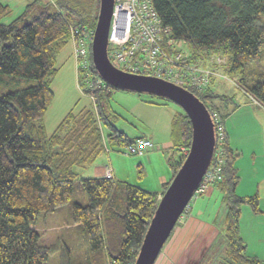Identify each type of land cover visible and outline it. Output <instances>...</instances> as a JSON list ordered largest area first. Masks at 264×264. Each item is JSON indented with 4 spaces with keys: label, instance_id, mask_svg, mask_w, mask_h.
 <instances>
[{
    "label": "trees",
    "instance_id": "obj_1",
    "mask_svg": "<svg viewBox=\"0 0 264 264\" xmlns=\"http://www.w3.org/2000/svg\"><path fill=\"white\" fill-rule=\"evenodd\" d=\"M152 3L163 25L171 29V37L187 43L188 62L206 64L214 55L226 57V63L216 69L231 79L240 75L238 86L264 107V80L256 81L253 70L246 73L264 53V25L260 22L264 0ZM99 8L100 0H34L12 22L0 24V77L35 82L0 94V264L49 261L59 244L42 245L36 225L42 214H56L70 204L71 227H82L89 254L78 263L66 247L64 264H134L160 198L189 151L192 124L186 112L178 113L172 120V143L178 159L169 160L173 175L161 194L127 182L117 183L115 178H81L77 169L91 166L107 150L105 141L108 146L121 147L134 140L116 126L119 115L111 111L110 101L113 90L119 89L109 84L84 91L93 97L94 106L69 112L52 134L47 133L43 120L54 98L52 81L59 72L58 57L72 39V28L81 34L95 29ZM9 13L10 7L0 2V18ZM89 59V70L99 76L92 46ZM189 90L224 122L227 114L220 112L219 104L233 102V97L214 89L206 93ZM104 128L108 129L106 135ZM226 154L223 180L214 186L223 192L226 207L225 244L218 264H264L247 254L240 234L242 207L249 205L258 213L259 197L236 193L238 155L228 140ZM76 185L85 190L86 205L73 203Z\"/></svg>",
    "mask_w": 264,
    "mask_h": 264
},
{
    "label": "rangeland",
    "instance_id": "obj_2",
    "mask_svg": "<svg viewBox=\"0 0 264 264\" xmlns=\"http://www.w3.org/2000/svg\"><path fill=\"white\" fill-rule=\"evenodd\" d=\"M33 1L34 0H0V2L10 7V13L0 18V24H8L12 22L14 19L20 16L25 10V7ZM43 1L55 2L56 0ZM260 22L262 25H264V15L260 17ZM87 46L90 49L92 44H88ZM74 50L75 43L74 40L71 39L69 44L62 50L58 57L57 67L59 68V72L54 76L52 81L54 98L43 120L49 135L56 130L57 126L69 112L72 111L74 113H78L85 108H91L93 106L92 98L86 94L83 88H81L79 85L78 68L76 59L74 57ZM211 66L214 67L216 65L212 64ZM251 67L252 68L248 67V69H246V73H248L250 70H253L254 74H252V76L256 78V81L264 80V53L257 64ZM239 81L240 75L235 76L233 79L228 77V80L221 81L223 88L217 86L214 88V91L230 97L234 96L235 100L239 103L241 99L246 98L244 94L245 92L238 86L237 82ZM256 81H254L253 84H255ZM34 84L35 82L30 79L14 78L9 75H2L0 77V94L6 91H17ZM140 101H144L146 103L152 102L157 104H168L166 111H168L172 116L185 112L179 105L165 98L147 93L140 94L124 90H113L110 104L111 111L119 115L116 121V126L118 129L125 131L128 136L133 138L135 136V138L145 137V134H147L145 131V126L140 124L138 121V112L135 110L137 105L145 107L144 111L142 112L145 113L146 120L150 125H154L156 132L160 135H162L159 130L160 128L154 122H161L162 119L164 120L167 117L166 112H161L160 110L151 111L148 105L141 104ZM235 122V118L230 120L232 125H234ZM107 132L108 129L104 128L105 135ZM105 145L107 146L108 150L104 151L103 154L99 156L91 166L77 169L81 178L90 177V172L93 165L100 163L104 166L110 165L114 169L115 182H127L131 185L139 186L151 192L161 194L163 187L159 183V178L165 173H171L172 175L173 169L169 163V160H177V152L174 150H167L164 148V146L162 149H159V147L156 145L154 149L155 151H152L151 153L147 152L145 155L140 157L133 154H127L124 150L125 146L111 147L110 145L108 146L107 141H105ZM153 153L155 155L151 157V154ZM262 175H264V173ZM246 177L249 178L251 176L246 175ZM256 182L258 181L245 180V182H243V187L249 190L250 193H245L246 195L241 196L244 197L257 195L259 197L260 211L255 213L261 216L257 223L259 227L260 224L264 225V218H262L264 217V211L261 210V206H264V176L261 178L259 183ZM207 194L201 196L198 201L196 200V197H194L190 202V206L195 209V212L197 209L201 210L202 216H199V218L203 217V219H209V213L206 211L207 209H215V212L219 213L217 225H222V223H224L223 219L225 214V205L224 203L222 205V199L220 201L219 199L215 198L216 195L213 196V201L211 203L208 202L207 197L209 195ZM87 200L88 196L85 190L79 185H76L73 203L79 202L83 205H86ZM245 206H248L253 212V209L249 205ZM72 207V204H70L65 206L56 214H50L47 216L42 214L38 220L36 229L39 230L42 235L40 243L46 246L59 244L58 250L55 252V254L51 255L49 261H47L45 264H64L66 259V247L70 248L73 258L78 263L84 260L89 254V245L85 236L86 233L83 231L82 227L72 228ZM215 212L213 213L214 216ZM203 213L205 214L204 216ZM214 254L217 253L213 251L208 253V255ZM218 260L219 254L214 256L211 260H209L208 257H205V262L208 264H218Z\"/></svg>",
    "mask_w": 264,
    "mask_h": 264
},
{
    "label": "built area",
    "instance_id": "obj_3",
    "mask_svg": "<svg viewBox=\"0 0 264 264\" xmlns=\"http://www.w3.org/2000/svg\"><path fill=\"white\" fill-rule=\"evenodd\" d=\"M71 32L78 75H81L80 87L84 91L105 87L107 83L103 78L93 75L89 70L90 49L87 45L92 44L94 30L81 34L79 29L72 28ZM108 42L111 64L129 73L161 78L199 93L209 91L213 79L228 80L226 74L215 68L226 63V57L222 55L212 56L206 64L186 60L189 56L187 43L171 37V29L163 25L152 0H115ZM212 64L216 66L212 67ZM211 114L215 124V153L210 168L195 192L196 198L207 194L223 180V167L227 159L225 124L217 112ZM155 146L151 139L138 137L124 150L129 155L142 156L154 150ZM188 152H185L186 155ZM105 176L114 178L112 167H107Z\"/></svg>",
    "mask_w": 264,
    "mask_h": 264
},
{
    "label": "crops",
    "instance_id": "obj_4",
    "mask_svg": "<svg viewBox=\"0 0 264 264\" xmlns=\"http://www.w3.org/2000/svg\"><path fill=\"white\" fill-rule=\"evenodd\" d=\"M221 81L223 80L219 78L214 79L211 89L213 90L217 86L223 88ZM244 94L246 98L241 99L239 103L233 96V102L228 101L227 104H219L220 112L222 114H227L224 124L229 146L231 150L238 155L235 163L239 177V184L236 188V193L240 196L246 195L245 193H250L249 190L243 187V182H245V180H254L258 181L256 183H259L264 176L262 175L264 173V107L259 105L248 94ZM140 102L141 104L148 105L151 111L160 110L161 112L167 113V117L164 120L162 119L161 122H154L160 128L159 130L162 133V135H160L156 132L154 125H150L146 120L145 113L142 112L145 107H142L141 105L136 106L135 110L138 112L137 118L139 119L137 120L140 124L145 126V131L147 132L145 137L150 138L159 149H162L164 146L167 150H174L171 124L174 115L172 116L166 111L168 104ZM234 118L236 122L232 125L230 120ZM130 138L134 139L133 137ZM152 151L155 150L148 152L151 153ZM153 155L155 154H151V157ZM109 166H104L100 163L93 165L90 177H106L105 172ZM113 175L115 178L114 169ZM172 175L171 173H165L163 176H160V185L163 187L164 184L172 178ZM246 175L251 177L247 178ZM207 195H209L207 201L210 203L213 201V196L215 195L216 199H219L220 201L223 199V192L217 186L212 187ZM198 199H200V197L196 198L197 201ZM261 210L264 211V206H261ZM206 211L209 213V219H203V217L199 218V216H202L201 210L197 209L195 212V209H193L192 206L188 207L187 211L179 221L174 235L163 249L156 264H202L205 261V257H208V259L211 260L214 256L222 252L225 244L224 223H222V225H217L219 213H216L215 209H207ZM214 212L215 216L213 214ZM224 213H226V207L224 208ZM204 215L205 214L203 213V216ZM260 217L261 216L252 212L248 206L244 205L242 207L240 219V234L247 246V254L264 261V225L260 224L259 227L257 225ZM211 251L216 252L217 254L208 255Z\"/></svg>",
    "mask_w": 264,
    "mask_h": 264
},
{
    "label": "water",
    "instance_id": "obj_5",
    "mask_svg": "<svg viewBox=\"0 0 264 264\" xmlns=\"http://www.w3.org/2000/svg\"><path fill=\"white\" fill-rule=\"evenodd\" d=\"M115 0H100L92 41L93 64L103 80L124 91L147 93L179 105L192 124V141L182 166L160 198L134 264H156L171 233L181 220L211 166L215 124L207 106L190 90L161 78L138 75L114 67L108 57Z\"/></svg>",
    "mask_w": 264,
    "mask_h": 264
},
{
    "label": "clouds",
    "instance_id": "obj_6",
    "mask_svg": "<svg viewBox=\"0 0 264 264\" xmlns=\"http://www.w3.org/2000/svg\"><path fill=\"white\" fill-rule=\"evenodd\" d=\"M188 209V208H187Z\"/></svg>",
    "mask_w": 264,
    "mask_h": 264
}]
</instances>
